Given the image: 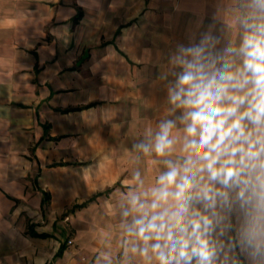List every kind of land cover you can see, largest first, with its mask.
Masks as SVG:
<instances>
[{"label":"crops","instance_id":"crops-1","mask_svg":"<svg viewBox=\"0 0 264 264\" xmlns=\"http://www.w3.org/2000/svg\"><path fill=\"white\" fill-rule=\"evenodd\" d=\"M237 2L0 0V264H145L127 242V194L188 155L169 55L212 32L240 67L227 51L244 34ZM169 119L171 154L134 148ZM242 223L234 208L213 236L224 264H251Z\"/></svg>","mask_w":264,"mask_h":264},{"label":"clouds","instance_id":"clouds-1","mask_svg":"<svg viewBox=\"0 0 264 264\" xmlns=\"http://www.w3.org/2000/svg\"><path fill=\"white\" fill-rule=\"evenodd\" d=\"M244 34L235 65L203 32L169 55L168 102L184 124L180 165L166 161L155 187L127 194L123 217L131 252L145 264H224L213 240L223 235L225 214H243L238 241L251 264H264V0H238ZM162 78H167L166 75ZM175 120L159 124L151 143L134 145L145 155L171 154ZM134 180L143 185L140 174ZM231 227V225H227Z\"/></svg>","mask_w":264,"mask_h":264},{"label":"rangeland","instance_id":"rangeland-1","mask_svg":"<svg viewBox=\"0 0 264 264\" xmlns=\"http://www.w3.org/2000/svg\"><path fill=\"white\" fill-rule=\"evenodd\" d=\"M68 244H69V245H71V244H72V242H68Z\"/></svg>","mask_w":264,"mask_h":264}]
</instances>
